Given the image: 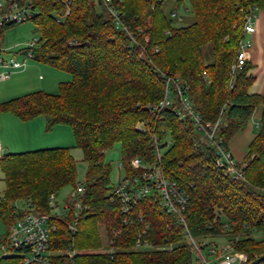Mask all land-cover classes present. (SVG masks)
Segmentation results:
<instances>
[{
    "label": "trees",
    "instance_id": "obj_1",
    "mask_svg": "<svg viewBox=\"0 0 264 264\" xmlns=\"http://www.w3.org/2000/svg\"><path fill=\"white\" fill-rule=\"evenodd\" d=\"M62 1H33L39 9L32 21L40 40L35 61L70 74L72 81L60 83L55 95L35 92L0 104L1 114H11L21 122L42 117L47 132L57 125L69 126L75 148L87 164L79 215L74 217L70 204L67 217L51 222L56 230L50 234L49 264L192 263L193 250L185 243L182 227L175 217L161 212L152 198L139 202L132 213V217H142V224L122 228L114 244L100 251L99 228L110 237V230L120 228L123 219L118 205L108 201L111 170L101 152L119 144L124 173L133 177L141 172L131 168V161L139 158L152 164L167 143L161 166L189 194L185 216L190 235L204 242L224 234L236 251L246 255L247 264H264V238L259 239L264 237V96L248 93L252 84L248 63L235 73L229 88L230 67L243 37L239 10L249 5L264 9V0H122L118 8L124 23L133 31L141 28L138 41L147 49L148 59L139 58L140 48L129 45L94 0H66L69 14L56 23L54 14L64 10ZM170 1L172 8L166 12ZM184 2L189 4L192 21L177 27L178 20L171 14ZM206 46H210V61L203 53ZM153 48L156 53H150ZM161 73L188 88L190 101L204 122H214L226 105L224 125L216 136L225 148L262 107L260 131L240 163L246 166L243 180H233L216 167V149L201 140L188 119L176 118V104L159 119L152 116L148 107L163 95ZM0 168L5 185L0 220L7 233L17 203L47 215L49 197L57 196L65 186L77 185L76 162L68 148L7 154L0 159ZM72 223L74 233L67 227ZM143 225L148 227L146 239L153 249L134 251ZM173 242L179 245L172 252L162 249ZM17 263L13 257L0 258V264Z\"/></svg>",
    "mask_w": 264,
    "mask_h": 264
},
{
    "label": "built area",
    "instance_id": "obj_2",
    "mask_svg": "<svg viewBox=\"0 0 264 264\" xmlns=\"http://www.w3.org/2000/svg\"><path fill=\"white\" fill-rule=\"evenodd\" d=\"M33 1L0 0V30L16 24L33 21L39 14V9L34 6ZM94 1L104 7L112 18L115 30L125 34L129 45L140 48L139 58L148 59L147 49L138 41V37L142 35L141 28L137 27L133 31L124 23V17L118 8L122 0ZM62 5L64 6V10L54 14L56 23L62 22L69 14L70 2L66 0L62 1ZM257 10L256 5L242 7L239 10L243 16V37L238 44L234 62L230 67L229 88L233 86L232 78L235 73L240 71L248 61L251 42L246 40L245 37L255 32L254 20ZM171 17L179 20L176 13L171 14ZM145 42H147V38H144ZM39 44V38H34L17 52L0 46V81L10 79L14 73L23 71L28 62L35 60ZM151 52L156 53L157 49L153 48ZM18 56L22 57L21 61L16 59ZM160 76L164 86L163 95L157 104L148 107L152 116L159 119L164 110L176 104V118L179 121L188 119L194 131L201 137V140H204L210 147L216 149V167L221 169L224 175L231 177L233 180H243V170L246 166L235 163L228 149L220 141L216 140L219 128L224 125L222 113L226 109V105L222 106L214 122H204L190 101L188 88L177 78H173L165 73H161ZM140 128L142 132L145 131L144 125H141ZM5 155L4 148L0 144V159ZM161 156L157 151L156 160L152 164L146 163L139 158H134L130 164L131 168L140 170L141 173L133 177L124 175L118 180L116 185L109 186L108 201L118 205L123 219L120 228H112L110 230V237L106 236L107 248L111 247L115 239L120 237L122 228L133 226L134 224H142V217H132V213L139 202L152 198L157 202L161 212L176 218L177 224L182 227V235L185 241L192 247L193 254L197 256L199 264H247L246 255L236 251L232 242L225 240V246L220 248L216 243L199 242L190 235L185 216L189 206V194L185 188L165 175L161 166ZM118 168L122 169V165H119ZM192 186L190 185V187ZM83 193L84 184H77L70 203L65 204L63 212L56 216L51 215V211L59 207L54 195H51L48 199L49 213L47 215L35 214L17 206L13 223L6 238L0 243L1 259L13 257L18 259L17 264H49L50 234L56 230V227L51 222L53 218H65L67 211L69 212L70 204L73 208L74 217H77L82 210L81 196ZM67 227L72 233L76 231L74 223L68 224ZM147 231V225H143L142 231L136 236L133 246L134 251H142V249L152 247L151 243L146 239ZM113 252L114 248H110V253ZM203 252H207L208 256L212 258V262L205 258ZM74 254L75 251H71V256Z\"/></svg>",
    "mask_w": 264,
    "mask_h": 264
},
{
    "label": "rangeland",
    "instance_id": "obj_3",
    "mask_svg": "<svg viewBox=\"0 0 264 264\" xmlns=\"http://www.w3.org/2000/svg\"><path fill=\"white\" fill-rule=\"evenodd\" d=\"M93 2L96 5V2L95 1ZM172 4H173V1H170V4H168L165 8L166 12L167 10L172 8ZM176 14L178 18L180 17L179 20L175 22V25L177 27L184 26L192 21V16H191L192 14H191V10H190L188 2H184V4L176 10ZM34 38H39V33L37 31L36 25L32 21H27L21 24L10 26L2 31L0 30V46L4 47L7 50L14 51V52L19 51L24 45H26L28 42H30ZM203 53L204 55H206V53L209 55L210 46L204 47ZM206 58H207L206 60L208 61L211 60L210 55L209 57L206 56ZM16 59L21 61L22 57L18 56L16 57ZM14 81H18L24 87H22L21 90L18 89L17 91H12L11 94L13 95V97H9L10 95L8 91H10L11 87L8 88V86ZM71 81H72V77L70 74L60 71V70H56L48 65L32 60L28 62V65L26 66V68L20 73L12 75L9 80L0 81V104L7 102L6 100L10 101V98H20V97H23L25 95L32 94L35 92H43L49 95H55L58 93V86L60 83H68ZM4 98H8V99H4ZM7 118L13 119L11 116L3 115L0 113V130L4 133H7L9 137L11 136L12 138H15V135L16 137H20V135H22L23 132L21 133L20 131H18L21 133L20 135L15 134L13 132L10 133L9 123L6 122ZM36 121H39V120H36ZM61 126L62 127L60 129H64V130L66 129V131H68L69 133L68 136L64 139V142L68 143L67 146H69L68 148H70L69 149L70 155L76 162V169H77L76 184H81L85 180L87 164L83 161L82 152L79 149L75 148L72 131L70 127L66 125H61ZM52 130L47 132L45 130V127L44 129H39L36 127L32 129L31 135H33L36 140L38 139L39 141L40 140L42 141L43 139H46V138L55 137L54 135L56 134V132L53 134V136L48 135L52 132ZM253 131L256 133L255 135H257L258 132L260 131V127L259 128L254 127ZM58 135L59 137H61L60 134ZM38 146H39L38 148H51L53 146H57V144L44 145L42 144V142H40ZM46 146H51V147H46ZM65 146L66 145H64V147ZM169 146L170 144L167 143L166 146H164L163 148H161V150H159V153L163 155ZM7 150L9 153H20V152H26L29 149H25V150L17 149V147L11 146V148H8ZM103 156H104L105 162L110 166L111 185H116L118 182V176L121 175L123 177L125 175L123 168L122 169L118 168L119 165H122L120 145L119 144L113 145V147L107 150ZM232 158L235 163H241L239 159H237L236 157H232ZM4 189H5V185L3 181V174L0 168V198L3 195ZM74 191H75V188L69 185V186L63 187L58 192L56 196V203L58 204L59 207L58 209L51 211V215L56 216V215H60L63 212V206L65 204L70 203L71 196L74 193ZM17 206L20 208L23 207L24 210H26L27 208V205L26 204L23 205V203H17ZM15 211H17L16 208H15ZM68 215H69V212L67 211L66 217ZM217 215L220 217V221H225L223 216L220 213H217ZM99 232H100L101 243L103 246L100 249V251L105 252L107 249L106 233L103 228H99ZM224 232L227 233V230H224ZM6 235H7V228L5 227L3 222L0 220V243L4 240ZM254 237L257 239V235ZM263 238L264 237L261 236L259 239H263ZM225 240H227L226 236L222 234L218 236L216 239H211L206 242L216 243L218 244V247L221 248L225 246V242H226ZM185 243L188 244L186 241ZM178 245L179 244L177 242H173V243H170L169 245L166 244V246L162 249L168 252H172ZM152 249L153 247H150V248L142 249V251H150ZM203 254L207 260L212 262V258L208 256L207 252H203ZM50 255H51V252H50ZM0 258H1V255H0ZM191 264H199V262L197 261V256L195 254L192 255Z\"/></svg>",
    "mask_w": 264,
    "mask_h": 264
},
{
    "label": "crops",
    "instance_id": "obj_4",
    "mask_svg": "<svg viewBox=\"0 0 264 264\" xmlns=\"http://www.w3.org/2000/svg\"><path fill=\"white\" fill-rule=\"evenodd\" d=\"M254 27L255 32L252 35L246 36L245 39L251 42V48L248 52V61L247 63L251 66L249 72L247 73V76L252 79V84L248 90V93L250 95H261L264 96V9H259L256 12V18L254 20ZM16 72L14 74L20 73ZM13 74V75H14ZM9 80V79H8ZM11 87V88H10ZM24 87L21 85L18 81L12 82L8 88H10L9 97H13L11 94L12 91H17L18 89H22ZM17 88V89H16ZM15 95V94H14ZM8 97V98H9ZM4 98V99H8ZM16 99V98H10V100ZM9 101V100H6ZM11 116L13 119H6V122L9 123V130L10 133H15L20 135L22 132V135L20 137L12 138L9 137L7 133H4L0 130V144L4 148L5 154H17V153H9L8 148L17 147V149H29L26 152H32L36 150H43V149H52V148H68V143L64 142V139L68 136V131L66 129H60L62 126L57 125L53 128L52 132L48 134L50 137L43 139L42 141L36 140L32 134V129L39 128L44 129L45 127V121L42 117L34 118L33 120H30L28 122H21L19 119H17L15 116L11 114H3ZM262 115V107L257 108L249 120L245 130L240 131L236 133L231 140L228 143V151L231 155V157H236L239 159L240 162L244 159V156L246 155L248 151V146L250 142L254 139L256 136L254 130V127L259 128L260 127V118ZM41 118V119H40ZM39 120V121H36ZM36 124V125H35ZM15 129V130H13ZM20 131V132H18ZM61 137H59V135ZM40 142L44 145H55L57 146H46L51 148H38ZM64 145H66L64 147ZM31 149V150H30ZM34 149V150H32ZM70 149V148H68ZM24 153V152H20ZM105 152L103 153V155ZM233 159V158H232ZM121 169V168H120ZM122 176H118V180ZM111 183V182H110ZM111 185V184H110Z\"/></svg>",
    "mask_w": 264,
    "mask_h": 264
},
{
    "label": "water",
    "instance_id": "obj_5",
    "mask_svg": "<svg viewBox=\"0 0 264 264\" xmlns=\"http://www.w3.org/2000/svg\"><path fill=\"white\" fill-rule=\"evenodd\" d=\"M101 154H103V152H101Z\"/></svg>",
    "mask_w": 264,
    "mask_h": 264
}]
</instances>
